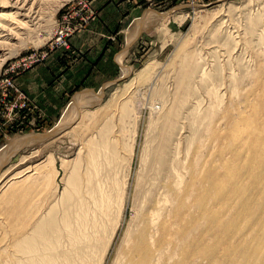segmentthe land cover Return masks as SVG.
I'll return each instance as SVG.
<instances>
[{
  "label": "bare ground",
  "instance_id": "obj_1",
  "mask_svg": "<svg viewBox=\"0 0 264 264\" xmlns=\"http://www.w3.org/2000/svg\"><path fill=\"white\" fill-rule=\"evenodd\" d=\"M62 1L66 0H0V64L12 53L16 44L22 43L26 35L40 23L44 10L42 8L61 5ZM3 7L10 10L1 9ZM165 16L148 13V16L141 19L135 18L129 24L127 41L131 40L137 30L160 22ZM255 17L257 18L256 15ZM259 35V40L264 44V34ZM225 42L228 43L226 40ZM259 56L256 57L260 58ZM185 59L184 62L176 59L177 62H183L177 71V92L174 95L177 102L175 107H171L170 103L171 108L164 113V137L158 148L147 156L146 171L141 174V179H137L139 183L131 206V221L127 224L110 264H264V75L260 77L261 67H257V72L253 70V73L244 71L239 78L240 84L231 80L228 85L231 93L228 96L229 101L227 100L229 103L222 107L220 98V117L215 118L220 123L218 133L212 128V117L219 110L213 101L209 105L211 108L208 107L203 113L200 110H192L189 116L192 129L197 132L203 130L209 137L212 136L214 139L211 144L218 148L209 155L212 157L209 162L203 159L209 138L207 136L204 141L206 145L201 146L200 141L195 151L190 149L193 142L188 143L191 146L184 151L182 160L177 156L180 151L176 150L175 156H169L166 154V148L180 116V110L187 101L186 96L192 90V83L198 79L204 81L205 72H208L202 69L199 73L197 61L192 56ZM262 60L260 63L263 69L264 59ZM177 62L174 64L175 68ZM251 67L254 69V66ZM263 71L264 69L261 72ZM250 80L254 82L255 92L253 95L244 96L241 92H245L246 84L244 88L241 84L243 81L250 83ZM178 91L181 92L179 95ZM208 91L217 104L218 92L211 91L209 86ZM99 96L100 93L92 96L86 93L78 95L63 109L61 119L51 134L74 124L70 129L75 132L79 130L78 133L83 134V137L86 131L83 130L84 121L96 120L94 122L99 125V121L104 119L102 116L108 105L88 109L91 104L96 105ZM126 97L128 99V96ZM173 101L175 102V99ZM110 102L109 104L114 106L115 103V106H118L115 99ZM78 104L85 109L75 113L74 108ZM201 104L200 102V106ZM128 106V103H124L121 107L126 111ZM110 116L114 118L113 114ZM103 121L105 122V119ZM105 124L108 125L105 122L100 128L97 126V137L93 134L95 131H92L96 126H92V136L83 139L81 147L87 148L86 158L78 153L73 159H61V167L68 176L62 183L63 187L60 188L59 184L54 186L57 182L53 184L58 171H55L52 161L55 159L50 157L49 153L50 156L45 159L23 167L0 181V264L104 263L111 238L120 223L123 202L126 199L125 187L128 184L127 178L123 174L121 177L118 169L113 167L117 165L114 162L118 159L114 141L118 137L112 135L113 138H110V134L108 138L106 131L110 127ZM148 132L150 133V130ZM38 137L33 135L18 138L13 145H7L1 150L0 161L4 162L17 147L34 142ZM212 147L210 150H214ZM25 158L27 155L22 156V163ZM187 158L189 162L186 164ZM83 161L85 164L81 166ZM121 165L124 164L121 162ZM107 166L111 167V170L108 169L110 172L103 173L104 176L99 178ZM240 167L245 171L243 177L239 175Z\"/></svg>",
  "mask_w": 264,
  "mask_h": 264
},
{
  "label": "rangeland",
  "instance_id": "obj_2",
  "mask_svg": "<svg viewBox=\"0 0 264 264\" xmlns=\"http://www.w3.org/2000/svg\"><path fill=\"white\" fill-rule=\"evenodd\" d=\"M60 4L43 7L40 23L26 35L22 43L16 44L12 53L7 55L5 61L0 64V153L7 145H13L14 141L20 137L40 136L34 142L17 147L4 162L0 161V181L23 167L34 165L51 155L50 157L55 159L54 161L50 158L55 165V171H58L55 172L53 184L57 182L54 186L59 184L60 188L63 187L62 183L68 176L61 167V159H73L78 153L86 158L87 148L81 147L83 139L92 136L93 132L90 133L92 126L93 128L96 126L92 131H95L93 134L97 137L96 132L99 126L104 125L105 122L108 123L105 125L111 130L108 128L109 130L106 131L107 137L110 134V138H113L112 135L118 137L116 138L118 142L116 143L115 140V144L113 143L116 156L118 155L117 161L114 159L117 165L113 167L118 169L121 177L124 175L128 180L120 223L111 238L103 263L110 264L127 224L131 221L133 214L131 206L137 192V183H139L137 179H141V174L146 171L147 156L158 148L164 137L162 133L164 113L176 105L177 99L174 95L177 92V71L181 63L186 60L185 58L192 56L197 61L199 73L202 69L208 70L205 72L204 81L198 79L192 83V90L186 96V104L184 103L180 110V116L166 148V154L169 156L176 150L180 151L177 156L183 160L184 151L191 146L188 143L193 142L190 149L195 151L198 143L200 144L201 141L203 143L200 144L201 146L206 145L204 141L209 137L203 130L197 132L192 129L189 119L192 110H198L197 112L200 110L203 113L211 101L219 109L220 98L222 107L227 106L228 96L231 94L228 85L231 84V80L239 83V78L244 71L253 73V70L257 72V67L262 69L260 62L264 59V44L258 36H260L259 33L264 34V0H66ZM1 9L10 10L6 7ZM148 13L166 16L158 23L137 30L128 42L126 34L129 24L137 17L141 19L148 16ZM245 17L249 20L253 17V21ZM254 30L259 33H254ZM247 32H249L248 35H246ZM214 33L217 35L214 36ZM256 40L261 43L258 41L256 43ZM190 50L193 52L191 53ZM181 54L185 60H182ZM187 55L190 57H185ZM177 58L183 62L180 60L177 62ZM251 66H254V69ZM261 69L260 77L264 75V71L261 72L264 67ZM248 83L243 81L241 84L243 88L246 86V90L244 88L246 94L241 92L244 96L253 95L255 92L253 80ZM208 86L211 91L218 92L217 104L209 94ZM85 93L90 96L100 93L99 101L96 105L88 106V109L108 105L102 116L105 122L101 119L97 125V122H94L96 120L92 121L93 123L91 120L84 121L83 130L86 129V131L83 137L81 136L83 134L78 133L79 130L75 132L70 129L74 124L63 131L61 129L62 132L58 129L56 133L51 134L52 129L59 123L62 111L67 104L78 95ZM159 93L160 96H158ZM114 99L118 106H115L114 102L115 107L109 104ZM124 99L127 101H121ZM119 101L122 103L120 104ZM124 103L130 106L125 109L126 111L123 110L124 107H121ZM79 106L78 104L74 108L75 113L85 109ZM111 107L114 109L112 110ZM219 111L220 109L212 117V128L217 133L220 131V123L215 118L220 117ZM110 114H113L114 118ZM214 122H216L215 125ZM212 139H214L212 136L207 139V147L205 146L206 151L203 155V159L205 158L208 162L212 158L209 155L218 148L211 144ZM211 147L214 150H210ZM130 148H132L131 151ZM26 155L27 158L22 163V156L26 157ZM189 156L191 158V155ZM186 160L187 164L189 158ZM121 162L124 165H121ZM84 164L83 161L81 166ZM107 167L101 172L99 178L104 176L103 173L110 172L111 167ZM244 173L245 171L240 167V177H243ZM60 176H63L62 179Z\"/></svg>",
  "mask_w": 264,
  "mask_h": 264
},
{
  "label": "crops",
  "instance_id": "obj_3",
  "mask_svg": "<svg viewBox=\"0 0 264 264\" xmlns=\"http://www.w3.org/2000/svg\"><path fill=\"white\" fill-rule=\"evenodd\" d=\"M83 91H85V90H83ZM88 92V91H87Z\"/></svg>",
  "mask_w": 264,
  "mask_h": 264
}]
</instances>
